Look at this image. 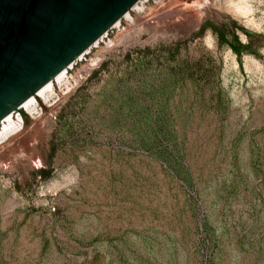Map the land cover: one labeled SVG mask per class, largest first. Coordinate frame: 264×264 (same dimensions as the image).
Here are the masks:
<instances>
[{"label": "rangeland", "instance_id": "obj_1", "mask_svg": "<svg viewBox=\"0 0 264 264\" xmlns=\"http://www.w3.org/2000/svg\"><path fill=\"white\" fill-rule=\"evenodd\" d=\"M36 100L0 264H264V0H142Z\"/></svg>", "mask_w": 264, "mask_h": 264}, {"label": "water", "instance_id": "obj_2", "mask_svg": "<svg viewBox=\"0 0 264 264\" xmlns=\"http://www.w3.org/2000/svg\"><path fill=\"white\" fill-rule=\"evenodd\" d=\"M140 1L0 0V124Z\"/></svg>", "mask_w": 264, "mask_h": 264}, {"label": "bare ground", "instance_id": "obj_3", "mask_svg": "<svg viewBox=\"0 0 264 264\" xmlns=\"http://www.w3.org/2000/svg\"><path fill=\"white\" fill-rule=\"evenodd\" d=\"M138 4H139V2L135 6H137ZM135 6H134V8H135ZM130 12H131V10L128 13H126L124 16H129ZM121 19L117 23H115L113 26L119 25ZM105 34H103L93 45H96L101 39H103L105 37ZM89 49H90V47L81 56H79L77 58V60L81 59L83 57V55L89 51ZM72 65L73 64H69V66H67L66 70L63 73H61L58 77H56L53 81H51L48 85H46L43 89H41L38 93H36L28 101H26L23 104L22 109L30 110L32 107H35L36 101H37L36 100L37 96L38 95H44L47 91H49L51 89L54 81L55 80H61L65 76V74L67 73L68 68L71 67ZM22 123H23L22 122V116L20 115V111H19L18 113H16L15 115H13L12 117H10L9 119H7L6 121H4L3 123L0 124V136L9 134L11 131L20 127V125H22Z\"/></svg>", "mask_w": 264, "mask_h": 264}]
</instances>
